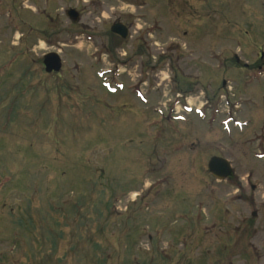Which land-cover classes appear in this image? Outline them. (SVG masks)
<instances>
[{"label": "rangeland", "instance_id": "rangeland-1", "mask_svg": "<svg viewBox=\"0 0 264 264\" xmlns=\"http://www.w3.org/2000/svg\"><path fill=\"white\" fill-rule=\"evenodd\" d=\"M261 47L264 0H0V260L108 227L148 264H264Z\"/></svg>", "mask_w": 264, "mask_h": 264}, {"label": "flooded vegetation", "instance_id": "flooded-vegetation-1", "mask_svg": "<svg viewBox=\"0 0 264 264\" xmlns=\"http://www.w3.org/2000/svg\"><path fill=\"white\" fill-rule=\"evenodd\" d=\"M70 9H76V11L78 12L77 24L78 22H81L80 21L81 11L79 10L78 7L76 8L69 7L67 9H64V12L62 13L65 14L64 16L67 19V22H74V20H72L68 14V11ZM44 14L46 15V19L45 21L43 20V22H58L59 21L58 20L59 17L57 16L53 17L50 14H47L45 12ZM110 27L111 25L109 26V32H111ZM52 40H55V39H52ZM255 55H258V59H259L258 62H254L252 64L243 62L241 66H239V69L246 71L248 74H251L249 76H247L248 74L246 75L247 80H249L253 76V74H256V72L261 71L264 67L263 66L264 65V51L262 50V47L259 48L257 52H255ZM231 58L236 64L239 63V58L236 54H234ZM225 84H226V80L224 81V85ZM236 92L238 94V92H241V90L238 89L236 90ZM185 102L187 106L189 105L190 107V104H188L187 100ZM236 102L238 106H244V102H249V100L244 101L243 99H239ZM178 104L180 103L173 102L172 109L174 110L176 105ZM190 109H192V107H190ZM194 110L199 112L200 108H194ZM239 112L240 113L238 115L242 119L244 118L243 119L244 122L240 120L242 126L248 125L250 123V120L248 119L247 114L241 113L240 110ZM259 144L262 146V149L260 150V152L264 153L262 151L264 149L263 148L264 138H262L259 141ZM110 216L111 214L108 213V215H106L104 218L105 219L110 218ZM97 231H100L99 235H101V238L99 239V241L102 240V242H99L96 239V235L98 234ZM138 231H140V228L130 229V228H108V227L103 228L102 227L97 230H88L86 238H82V236L79 237V239L82 240V242L74 243V230H72L70 233V237L68 238L70 242L68 243L67 242L64 244L58 243V242L49 243V244L39 243L37 249L31 248L32 245L27 244L24 248L25 257L23 259H7L6 261L0 260V264H148V262L146 261L140 262L138 258L141 255L133 253L135 243L122 242V238L124 236L128 234H138ZM108 234L116 235V236L110 237L108 236ZM113 239L117 240V242H108ZM150 241H151V235H149L148 237V244L150 245V247H153L151 248V251L152 250L154 251L150 252V254L155 255V258H156L158 256V254L155 252V249H154L156 248V246L153 245V243H151ZM111 249H112V252L110 251ZM119 249L124 251L123 255L121 253H114V251H118ZM149 260H150L149 262H152L154 259L152 258ZM168 260L170 262L173 261V259L171 258H168Z\"/></svg>", "mask_w": 264, "mask_h": 264}, {"label": "water", "instance_id": "water-1", "mask_svg": "<svg viewBox=\"0 0 264 264\" xmlns=\"http://www.w3.org/2000/svg\"><path fill=\"white\" fill-rule=\"evenodd\" d=\"M68 14L74 22L78 20V13L74 9H70ZM110 31L120 38H126L128 35V28L120 22L112 24ZM43 65L47 73L58 72L62 66L61 58L57 53L50 52L43 57ZM207 168L212 177L218 180L226 179L232 175L230 162L222 157H211Z\"/></svg>", "mask_w": 264, "mask_h": 264}]
</instances>
